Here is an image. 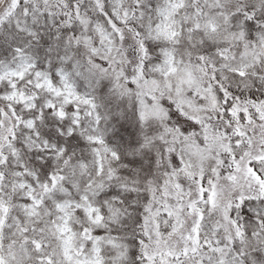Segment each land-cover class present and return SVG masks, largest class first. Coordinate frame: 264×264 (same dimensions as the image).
Masks as SVG:
<instances>
[{
	"label": "snow or ice",
	"instance_id": "6c2138e0",
	"mask_svg": "<svg viewBox=\"0 0 264 264\" xmlns=\"http://www.w3.org/2000/svg\"><path fill=\"white\" fill-rule=\"evenodd\" d=\"M0 264H264V0H0Z\"/></svg>",
	"mask_w": 264,
	"mask_h": 264
}]
</instances>
